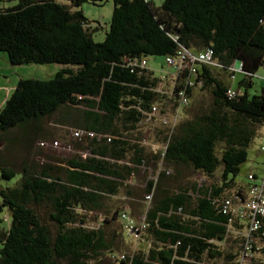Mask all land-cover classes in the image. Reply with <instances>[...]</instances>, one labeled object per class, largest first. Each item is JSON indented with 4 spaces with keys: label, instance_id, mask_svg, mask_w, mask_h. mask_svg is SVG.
Returning a JSON list of instances; mask_svg holds the SVG:
<instances>
[{
    "label": "trees",
    "instance_id": "obj_1",
    "mask_svg": "<svg viewBox=\"0 0 264 264\" xmlns=\"http://www.w3.org/2000/svg\"><path fill=\"white\" fill-rule=\"evenodd\" d=\"M64 1L0 0V53L16 66L61 67L48 80H20L0 109V173L19 175L0 190V212L9 213L0 264H264V217L246 237L250 219L225 212L226 201L247 199L250 175L264 178L249 174L247 188L235 181L264 127V88L249 92L264 69V0ZM109 1V28L92 27L82 6ZM207 50L211 64L193 59ZM180 52L182 66L168 65ZM160 56L172 73L148 68ZM236 73L244 77L234 88L225 79ZM205 92L208 110L187 117ZM60 113L78 152L30 161L42 123ZM17 129L22 136L11 137ZM150 139L162 148L150 152ZM13 149L27 153L18 165L7 157ZM123 214L145 226L138 238Z\"/></svg>",
    "mask_w": 264,
    "mask_h": 264
},
{
    "label": "rangeland",
    "instance_id": "obj_2",
    "mask_svg": "<svg viewBox=\"0 0 264 264\" xmlns=\"http://www.w3.org/2000/svg\"><path fill=\"white\" fill-rule=\"evenodd\" d=\"M152 3L155 7H160L165 0H147ZM61 3H66L64 0H60ZM12 2L11 4H13ZM82 11L86 18L91 23L92 27H97L101 25L104 30L109 28V24L111 22L112 13H113V3L109 1L103 5H92V4H84L82 6ZM101 30L97 32L94 36L96 42H102L105 37V31ZM148 68L151 69L156 76H162L166 73H172V67H169L165 63V57H150L148 58ZM61 67L55 64L48 65H22L16 66L12 65L8 56L5 53H0V109L5 105V102L13 93L15 87L22 79H41L48 80L52 78ZM235 80H231L229 76L225 79L226 83L234 88L238 87V83L243 79V75L241 73L235 74ZM174 76H169V80L172 81ZM264 88V69H261L257 75L252 78V87L249 89L250 94H261L262 89ZM243 91V88H242ZM212 103L211 97L209 93H196L195 98L192 100L190 104V110L187 112V117H189L193 112L197 111H206L210 107ZM67 117V116H66ZM66 117L63 116V113L57 114L52 118L45 120L42 123V132L39 136V147L34 145L33 150L31 151V155L29 157L30 161L39 162V163H56V159H65L74 155L75 150V138L76 133L69 129V124H64L62 121L66 120ZM186 118V115L184 116ZM183 117V118H184ZM68 118V117H67ZM65 119V120H63ZM154 120V119H153ZM161 120V119H160ZM158 115H156V123H159ZM168 122H173L174 117H167ZM150 122V121H149ZM147 122V123H149ZM68 123V122H67ZM146 123V124H147ZM160 124V123H159ZM148 128L144 126L143 132L146 134V130ZM22 136V132L20 129L14 130L11 133V137ZM38 141V140H37ZM36 141V142H37ZM42 142H44L42 147ZM38 144V143H37ZM264 144V127L260 128L259 135L254 139L251 146L248 149V158L245 163L240 166L239 173L235 177L236 184L241 185L245 188L248 186V175L253 173L261 178L264 176V155L260 152L261 145ZM147 149L150 152H156L160 150L162 147L157 143L153 142L152 139L148 141L146 144ZM3 150L4 145L0 146ZM9 157V161L15 165L20 164L26 158L27 153H20L18 149H13L7 154ZM142 170L141 177L148 174L151 176L152 172L146 170ZM221 169L216 172V179L220 176ZM19 180V175L16 176L11 181H6L2 178L0 173V190L7 187H14ZM193 181V178H191ZM139 186L142 185L140 181ZM138 186V187H139ZM1 204V198H0ZM125 210L131 212L129 206L125 207ZM138 216L137 214L135 215ZM0 218L4 220V222L0 225V228L6 227L8 224L9 213L7 210H2L0 212ZM259 244V243H258ZM126 246H129L132 249H137L140 245L135 239H131V241H126ZM112 264H118L113 263Z\"/></svg>",
    "mask_w": 264,
    "mask_h": 264
},
{
    "label": "built area",
    "instance_id": "obj_3",
    "mask_svg": "<svg viewBox=\"0 0 264 264\" xmlns=\"http://www.w3.org/2000/svg\"><path fill=\"white\" fill-rule=\"evenodd\" d=\"M186 52L179 53L178 60H174L173 58L168 57L166 62L170 66L181 67L184 60L187 58ZM213 57V52L211 50H207L198 55V57L193 58L194 60H198L203 63L211 64ZM142 66H146V62L142 63ZM235 72L242 71V65L239 63L236 64L233 68ZM235 93L233 91H228V96L233 97ZM183 102L187 104V100L183 99ZM155 111L150 117L147 119L148 122L151 121V117L154 116ZM261 152L264 153V145L261 147ZM249 180L251 181V185L248 189L247 199L241 203L239 201L237 204H232L231 201L225 202V212L233 210V214H239L240 217H247L250 219V224L247 229L246 237H250L251 234L255 233L259 227L260 222L259 218L264 217V178L260 182H256L252 175L249 176ZM150 199V197H147ZM237 200V198H236ZM233 208V209H232ZM122 221L125 222V230L129 236L138 238L142 229H145L143 225L141 228L136 227L134 222L127 217V215L123 214L121 216ZM251 257V255H248Z\"/></svg>",
    "mask_w": 264,
    "mask_h": 264
},
{
    "label": "water",
    "instance_id": "obj_4",
    "mask_svg": "<svg viewBox=\"0 0 264 264\" xmlns=\"http://www.w3.org/2000/svg\"><path fill=\"white\" fill-rule=\"evenodd\" d=\"M237 65L239 64V63H236Z\"/></svg>",
    "mask_w": 264,
    "mask_h": 264
}]
</instances>
